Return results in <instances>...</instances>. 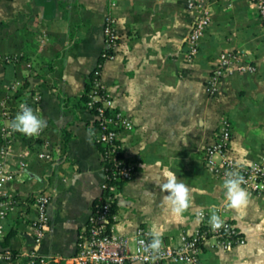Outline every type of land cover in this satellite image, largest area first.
<instances>
[{
    "label": "crops",
    "instance_id": "0c3cea01",
    "mask_svg": "<svg viewBox=\"0 0 264 264\" xmlns=\"http://www.w3.org/2000/svg\"><path fill=\"white\" fill-rule=\"evenodd\" d=\"M190 1L0 0V125L9 123L27 102L46 121L40 139L48 141L52 153L51 160L40 159L42 146L29 148L37 139L14 131L15 151L24 152L26 169L41 180L23 173L8 184L18 204L4 221V248L21 252L35 246L30 228L34 208L28 197L46 191L51 193L49 227L37 250L55 257L52 264H70L63 258L76 251L77 236L103 180L95 117L81 107L80 95L106 48L103 21L110 14L118 46L103 61L99 78L115 107L134 125L121 135L123 155L134 163V171L115 195L116 232L131 237L143 227L152 234L155 226L163 225L161 239L174 240L201 223L199 212L209 219L215 210L246 241L230 249L205 245L199 264H264V197L244 188L248 202L226 207L224 177L211 174L206 165V149L224 120L231 125L227 155L233 164H248L264 151V27L250 0H203L211 24L197 55L189 59L185 41L193 21ZM223 51L255 71L225 72L212 85ZM47 73L56 87L43 79ZM15 81L22 86L12 97L8 87ZM34 92L40 95L38 103L31 99ZM169 172L189 190V205L179 216L171 212L167 193L157 183ZM0 264L26 263L19 259Z\"/></svg>",
    "mask_w": 264,
    "mask_h": 264
},
{
    "label": "built area",
    "instance_id": "2783aa9c",
    "mask_svg": "<svg viewBox=\"0 0 264 264\" xmlns=\"http://www.w3.org/2000/svg\"><path fill=\"white\" fill-rule=\"evenodd\" d=\"M256 7L257 17L264 27V0H250ZM187 7L193 13V21L186 37L187 58L196 56L206 29L211 24V13L203 0H192ZM115 18L108 14L103 21V33L106 48L100 54L97 77L92 82L89 98L86 103L97 121V131L94 141L101 147L103 161L109 163L102 166L103 180L100 183L101 193L95 199L82 231L77 236L76 251L73 255L63 258L70 264H199V256L205 245L219 246L230 249L235 245L244 244L246 239L238 227L227 219H222L221 226L212 229L209 219L203 213L201 223L190 233L182 232L174 240L165 241L158 253L146 252L144 244L152 235L143 228L137 227L131 236L116 232L113 224L112 205L118 189L117 181L128 180L134 171V163L119 155L121 135L134 128L131 119L117 109L99 78L102 63L113 56L118 46V33L115 28ZM6 60H10L6 57ZM255 67L231 52H221L215 64L212 85L223 73L247 72L253 73ZM22 83L15 81L8 91L15 96L19 93ZM25 92V91H23ZM33 102L40 101V95L31 94ZM3 116L9 118L10 110H4ZM2 143L0 145V260L13 262L23 259L26 264H52L55 257L47 258L40 255L37 244L41 241L49 227L47 207L51 193L42 191L32 196L34 217L30 223L34 245L27 251L15 252L2 246L5 234L4 221L8 213L17 206V198L8 184L25 173L27 162L24 152H16L13 147L14 130L10 122L0 125ZM42 135L31 136L38 139ZM231 137V125L224 120L219 128L214 142L206 149V165L211 174L225 178L226 173L234 172L243 177L241 187L256 195L264 197V151L258 159L238 166L232 163L227 155ZM42 149L37 153L40 159L51 160L52 153L48 141L42 142ZM13 162V163H12Z\"/></svg>",
    "mask_w": 264,
    "mask_h": 264
},
{
    "label": "clouds",
    "instance_id": "9594fccd",
    "mask_svg": "<svg viewBox=\"0 0 264 264\" xmlns=\"http://www.w3.org/2000/svg\"><path fill=\"white\" fill-rule=\"evenodd\" d=\"M46 126V121L36 114L31 105L27 102H22L19 105V110L10 121V127L14 131H18L28 136L39 135L42 129ZM243 177L238 173L228 172L223 180L225 189L226 207H240L248 202V193L241 187ZM161 191L165 194V200L170 205V210L173 214L179 216L189 205V190L188 186L179 180L175 173L169 172L164 177L163 182H159ZM203 218V213L200 214ZM209 223L212 229H217L221 226L222 218L215 210L211 211ZM165 228L163 225L155 226L153 229L152 238L144 244L146 252L158 253L162 239L161 234Z\"/></svg>",
    "mask_w": 264,
    "mask_h": 264
},
{
    "label": "trees",
    "instance_id": "16d2710c",
    "mask_svg": "<svg viewBox=\"0 0 264 264\" xmlns=\"http://www.w3.org/2000/svg\"><path fill=\"white\" fill-rule=\"evenodd\" d=\"M78 24H75V25H73V26H75L74 27V29H76V26H77ZM99 61H101V59H99ZM49 68H50V70H55V68H54V65H53V63H48V65H47ZM99 70V68L96 66L92 71H91V73L89 74V77H88V80H87V82H86V84H85V88H84V90H83V92H82V94L80 95V98H81V102L82 103H80L81 104V107H85V108H87L86 107V103H87V101H88V98H89V92H90V90H91V88H92V82H93V80L97 77V71ZM41 76V75H40ZM43 79H45V78H47V79H45L47 82H48V84H50L52 87H56V85L54 84V82L48 77V73L47 74H44L43 75ZM27 83V82H26ZM64 101H66V99H64ZM95 122V125L97 124V121L95 120L94 121ZM67 141H68V137H67V134H64V136H63V144H64V147H63V145H62V147H63V149H65V147H66V143H67ZM42 142H43V140L42 139H37L35 142H30V149L31 150H34V149H36V151H37V148L38 147H40V145H42ZM1 143H2V138H1V136H0V145H1ZM119 155H120V157H121V155L123 156V151L120 149V153H119ZM109 165V163L107 162V161H103L102 160V166H108ZM126 180H119V181H117V184H118V186H120L123 182H125ZM28 200L29 201H31L32 200V196H29L28 197ZM113 206V205H112ZM112 210H113V207H112Z\"/></svg>",
    "mask_w": 264,
    "mask_h": 264
},
{
    "label": "water",
    "instance_id": "95a60500",
    "mask_svg": "<svg viewBox=\"0 0 264 264\" xmlns=\"http://www.w3.org/2000/svg\"><path fill=\"white\" fill-rule=\"evenodd\" d=\"M25 173H26L30 178H35V179H37V180H41V178H40L38 175H36L35 173H32L31 171H29V170H27V169H25Z\"/></svg>",
    "mask_w": 264,
    "mask_h": 264
}]
</instances>
